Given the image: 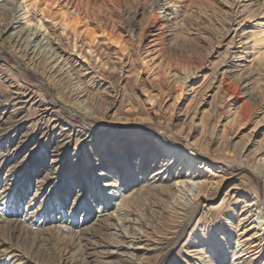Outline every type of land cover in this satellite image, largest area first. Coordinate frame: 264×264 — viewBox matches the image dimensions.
Segmentation results:
<instances>
[{"label":"rangeland","instance_id":"rangeland-1","mask_svg":"<svg viewBox=\"0 0 264 264\" xmlns=\"http://www.w3.org/2000/svg\"><path fill=\"white\" fill-rule=\"evenodd\" d=\"M139 3H131L128 13L137 8L141 12L144 1ZM0 4L1 12L6 6L5 0H0ZM169 6L190 13L188 17L193 22L189 21L183 28L189 38H197L198 51L203 50L199 54L196 52L192 59L201 61L202 57L208 62V67L188 82L177 105L174 104L179 90L176 76L177 73L180 75L181 69L180 72L172 69V75L164 81L169 80L166 85L156 82L145 70L138 79L140 87H136L133 62L128 57L123 60L126 66L122 68L115 54L103 47L102 42L94 48L93 55L86 50L83 53L86 58L78 56L77 50L72 55L63 52L59 47L63 49L67 43L62 41L63 37L61 43L58 42L60 29L44 21L50 33H39L38 40L32 44L37 45L36 51L33 49L29 57L38 65L45 66L52 83L48 77L35 72L29 61L19 62L7 49L9 36L19 35V41L24 35L23 43L31 34L28 30L32 31V27L28 29L23 25L25 11H22V5L15 2L8 7L10 16L16 11L11 16V25L0 33V264H230L231 256L225 263L221 260V252L212 249L211 243L224 237L227 240L224 250L232 255L241 248L243 241L238 242L239 235L244 241L251 235H259L255 239L251 237L249 242L258 246L260 254L250 257L252 259L247 256L244 260L245 264H264V238L261 233L254 235L258 228H253L258 212L249 206L251 199H256L264 209V179L253 172L256 158L264 159V147L258 153L255 142L246 140L253 123L239 131L228 126L234 145L245 139L247 148L243 144L238 148L242 150L244 147V157L248 162L241 168L229 166L227 173L223 170L227 179L211 198L202 202L194 199L193 191L182 190L176 185V177L188 172L184 158L189 156V151L183 148L187 146L186 140L175 137L180 141L175 155L176 167L172 166L165 174L155 177L156 170L162 168V164H168L167 146H174L176 141L159 139L158 130L151 124L133 120L137 116L145 118L151 114L144 100L145 94L151 93L159 95L158 105L154 104V108L160 117H167L176 106L178 125L185 124L184 128H188L192 119L197 125L202 118L210 123L221 115L218 128L222 131L223 124L227 123L224 117L226 102L221 88L223 70L231 66L233 71L246 74L251 84L264 89V68L259 67L257 59L264 50V44H261L264 41V0H175ZM204 11H208L210 15H206L210 17L204 15ZM36 17L41 18L34 12L33 18L37 20ZM127 17L124 19L126 23L132 14ZM190 23L192 29L188 25ZM23 28L26 29L22 31ZM52 28L57 32L54 33ZM249 34H254V37L250 39ZM39 42L42 43L38 45ZM40 46L43 48L38 54ZM55 49L60 53L58 56L62 55L57 62L56 55L48 60ZM50 50L52 53L48 55ZM231 84L238 86L235 82ZM60 85L65 93L63 98L54 88ZM162 86L165 92L159 94ZM81 90L83 93L79 94ZM75 102L81 104L80 107L83 105L89 114L74 106ZM46 109H49V115L42 114ZM263 114L264 107L260 117ZM263 125L255 140L258 143L264 142ZM211 147L209 153H214L218 143L213 142ZM119 163L124 164L127 171L120 182L117 174ZM181 164L184 169L180 168ZM76 165H79L78 170ZM206 168L197 181L207 178L215 183L219 175ZM97 174L116 177L115 187L105 188L112 179L101 178ZM153 186L156 190L167 187L166 195L150 190ZM130 199H133L132 211L127 214L130 234L122 237L121 232L114 228L116 224V228L122 229L119 216L125 213L120 210ZM217 224H223L226 230H214L212 226ZM203 234L207 237H202ZM113 244L125 247H110Z\"/></svg>","mask_w":264,"mask_h":264},{"label":"bare ground","instance_id":"bare-ground-1","mask_svg":"<svg viewBox=\"0 0 264 264\" xmlns=\"http://www.w3.org/2000/svg\"><path fill=\"white\" fill-rule=\"evenodd\" d=\"M143 1H144V4L141 8V12L139 11V8H137L132 13H128L127 9L131 5V3H133V4H135L137 2L139 3V2H141V0H17V1L15 0L17 5H18V3H20L22 5V8H23L22 11H25V13L22 15V16H24L22 20L25 21L23 23V25H26L28 27V29H30L32 27L31 30L34 31V33H32V31L28 30L29 32H31V34L29 32H27V34L28 33L29 34L25 38V41L23 43H22V40H24L23 39L24 35H23V37L21 36L22 39H20L18 41L17 38L19 37V35L14 37L12 34L7 39L10 42V45L7 46L8 47L7 49L10 50L11 55L15 56L16 59L19 60V62L25 63V61H29V64H31V66L34 67L33 70H35V72L37 71L41 75L48 77L49 81H51L53 83V81L51 80V77H49V75L46 73L47 69L45 68V66H40V64L38 65V63L35 60H33L29 57L30 54H32L30 52L33 49H34V51H36L35 49H36L37 45L32 46V44L36 43V40H38V38L40 36L39 33H41V35L50 33V32H48L49 28L47 29L46 23L44 22V21H46V22L49 21V23L51 24V27L55 24L54 26L58 27L61 31V33L59 34L60 38H58L59 39L58 42L61 43L60 39L63 37L62 41H65V43H67V45L65 44L66 47L63 46V49L61 48L62 46L59 47V49H61V51H63V52H66V53L69 52L72 55V53L73 52L75 53V51L77 50L78 56L81 55L82 58H86V56H84L83 53L86 52V50H87L88 53L93 55V53H94L93 50H96L94 48H96V46L100 42H102V44L104 45L103 47H105L108 51H111L115 54L117 62L121 63L122 68L123 67L125 68V66H126L125 63H123V60L125 58L128 57L129 61L132 60V62H133L132 65L134 66V68H133V73L132 72L131 73L136 74V79H135L136 87H140L138 84V79H139L141 72H143L145 70H148L151 73V75L155 78L156 82H159V84H161L162 82H164L166 80L167 77L172 75V69L176 68L177 69L176 71H179L181 69V72L179 71L180 75H179V73H177L178 75L176 76V74L174 73V76L177 77L176 78V84H178V87H179L178 94L176 96V100H174L175 101L174 104L177 105V103L180 101V99L183 98V93L185 91L184 89L187 88L188 82L190 80H192L193 78L197 77L200 74V72H202L206 67H208V65H207L208 62H206V60H204V59L202 60V57H201V61H196L198 59H196L194 61L192 59V57L194 55H196V52H197V54H199L198 52L203 51V50L198 51V49H197L198 46L196 45L197 44V42H196L197 38H192V39L189 38L186 35L187 32H185V30L183 28L187 25V23L189 21L193 22V20H190L188 17V16H190L189 15L190 13L188 14L187 11L180 12L176 8L170 7L169 4L173 3L175 0L174 1L173 0H143ZM15 2H14V0H5L6 6L4 5L5 6L4 9H2V11L0 12V33H3L4 30H6V28L11 25L10 24L11 16L14 13V11L17 10V7L14 6V7H16L15 8L16 10H14V11L12 10L13 13L11 12V16L8 13L9 12L8 7L13 6ZM140 4L141 3H139V5ZM139 5H138V7H139ZM0 6H2V5L0 4ZM201 10H203V9H201ZM32 11H33V13H32ZM34 12L38 13L41 18L38 19L36 17L37 20L34 19L33 18ZM205 12L206 11H204V13ZM207 12L204 15H206V14L210 15ZM214 12H213V14H214ZM131 14H132L131 20H129V22L126 23L124 21V19L128 18L127 16L131 15ZM225 14H227V13H225ZM193 15H194V13H193ZM255 16H254V18H255ZM207 17H210V16H207ZM212 17H214V16L212 15ZM249 17L252 18V16H249ZM191 19H193L192 16H191ZM196 19L194 18V20H196ZM222 20L223 19H221V21ZM172 23H173L174 29H172L173 27H171ZM215 23H216V20H215ZM191 24L192 23H190L188 25L190 26ZM47 25H49V24H47ZM221 25H223V24H221ZM189 26H188V28H189ZM190 28H191V26H190ZM216 28H218V27L216 26ZM24 29H26V28H23L22 31ZM52 29H54V28H52ZM194 29H196V28H194ZM54 31H55V29H54ZM174 31H177V32H174ZM210 31H211V29H210ZM56 32L57 31H55L54 33H56ZM199 32H200V30H199ZM199 32H197V33H199ZM220 32H221V30H220ZM216 33H217V30L214 34H216ZM220 34H222V33H220ZM49 35H51V34H49ZM238 35H240V34H238ZM33 36H35L34 39H33ZM214 36H216V35H214ZM222 36H224V35L222 34ZM64 37H65V39H64ZM199 37H200V35H199ZM201 37H203V36H201ZM253 37H254V34H251L249 36L250 39ZM215 38L216 37H214V39ZM32 39H33V41H32ZM200 39L201 38H198V41ZM208 40L206 42H208ZM80 41H82V43H79ZM199 42H198V45H199ZM41 43L39 42L38 45ZM213 43H211V44H213ZM258 43H260V41H258ZM261 44H264V41ZM195 45H196V47H195ZM254 45H255V42H254ZM201 47H202V45H201ZM204 47H206V46H204ZM207 47H209V46H207ZM212 47L213 46H211L210 48H212ZM42 48H43V46H40V48H39L40 50L37 51L38 54L41 53ZM53 49H54V47L51 46V50H53ZM100 49H101V47H100ZM51 50L47 53L48 55H49V53H52ZM204 50H206V49L204 48ZM34 51H33V53H34ZM44 52H46V50ZM210 53H209V55H210ZM59 54L60 53H58V49H55V52L52 54V56L48 60L54 59L53 57L55 55L58 56ZM173 54L176 55L177 57H175ZM204 54H208V52L204 53ZM131 55L133 56V58L131 57ZM203 56H205V55H203ZM197 57H200V56L197 55ZM60 58H62V55L58 56L56 58L55 62L59 61ZM257 59L260 63L259 67L263 66L262 68H264V50L262 52H260ZM199 60H200V58H199ZM65 66L66 65H64L62 67L61 71H63ZM122 68H121V70H122ZM233 69H234L233 67L228 66L226 68V70L225 71L223 70V72L221 74L222 80H223L221 88H222V91L224 92V94L223 93L222 94L224 95V100L226 102L225 103L226 104V106H225L226 107V111H225L226 115L224 117L227 120L226 125L224 126V124H223L222 131L220 128H218V125L221 123V121H220L222 118L221 115L216 120H214L210 123L207 122L208 120L206 121V119L202 118L200 123L197 125L195 124L196 122L194 121V119H192L188 125V128L186 127L188 129V131L186 128H184L185 127L184 123H183L184 125H182V126H180V124L178 125V122H179V121H177L178 117H176V114H175V112H176L175 107L176 106L175 107L172 106L173 109L171 108L172 110H171V112L169 111L168 116L166 115L167 117H163V118L160 117L159 116L160 113L157 114L158 112H156L155 108H154V106H155L154 104H157L156 102L159 98V95L158 94L152 95L151 93L145 94L147 96L145 97L146 99H144L145 103H147L149 106L146 109H148V111L151 114L145 118L136 115L137 117H135L133 119L134 122H136V123L142 124V123L147 122V123L151 124L153 126V128L158 130L159 136H161L159 139H162V138L166 139L167 138L169 140L176 141V144L175 145L173 144L174 146H170V147L167 146V152H168L167 157L169 160L168 164H162V168H160L159 170H156V172L154 173L153 176H155V177H159L161 174H165L167 172V170L172 166L176 167L175 155H176V153H178L177 151H178V146L180 145V141L178 139H176L175 137H179V139L184 138L186 140L187 146L185 145L186 147L183 146V148H185V150L189 151L188 154L190 157L185 156V158H184V162H185V164H187V167H188L187 168L188 172H187V174H185L182 177L180 176V174H182V173H180L179 176L176 177V181H177L176 185H179L180 189H182V190L187 188L189 191H193L194 199L195 200L197 199V200L202 201V202H206L209 198H211V196L214 195L218 191L220 184L224 180L227 179V176H226L227 174H224V173L229 169H226V168H228L229 166L241 168L242 166H246V164L248 162V161L246 162V160H248V159H246L244 157V147L242 146V148H243L242 150H240L238 148L242 144L244 145L245 139L243 138L244 140H242V143L238 142L234 145L230 139L228 126L236 127V131H239L241 129H244L247 125L253 123V129L247 134L248 137L246 138V140L248 141V143L250 141L255 142V145H257L258 149H259L258 153L260 151V148L264 147V146H262V144L264 145V142L262 143V141H261V143H258L257 141H255L257 139V136L259 135V132L261 131L262 125L264 123V114L261 117L259 115L260 113H262L263 107H264V89H260L262 87H259L258 85L251 84L250 79L248 77H246V74H244L243 72L242 73L235 72V71H233ZM262 70H264V69H262ZM67 72H69V71H67ZM168 81H166V82H168ZM166 82H164L165 85H166ZM232 82L233 83L235 82L238 86L235 87L234 84L232 86V84H231ZM77 86H78V84H77ZM164 86H162V88L160 87L159 94H164V92H165V90L163 89ZM54 88L62 95V98L65 96L64 90H63L61 85L56 86ZM82 93H83V90H81L79 92V94H82ZM79 94L77 95V98L79 97ZM165 94H168V93H165ZM160 96H161V98L164 97L162 95H160ZM84 102H85V100H84ZM73 105L76 106L78 109L82 108V106H83L82 105L80 107L81 104L79 105L78 102L73 103ZM233 106L237 107L234 112H233V109H234ZM84 108H82L83 111H84ZM86 109H89V108L86 107ZM87 112L88 111H86V112L84 111L85 114ZM42 114L49 115V109L43 110ZM87 114H89V112ZM131 121H132V119H131ZM196 134H198V136H196ZM213 142L218 143V148L214 153L213 152L209 153L210 152L209 147L212 149L211 145ZM244 146H246L245 148H247V145H244ZM156 156H158V157L160 156L159 152H157ZM154 161L156 162V160H154ZM163 162H164V160H163ZM154 165H155V163H154ZM181 165H179L180 168L184 169L183 165L182 166ZM76 166L77 167L75 169L78 170L79 165H76ZM125 168L126 167L124 164H122V163L118 164L117 174H119L118 177H120L118 182H120L124 179L125 172H127V171H125ZM177 168H179L178 165H177ZM205 168L209 172L215 171L214 175H219V176H216L218 178V180L215 183H211L207 178L202 179V180L198 179L199 181H197V177H199L200 174L204 175ZM223 170L225 172H223ZM253 172L256 175H260V176L262 175V177L264 179V159H262V157H260V159L256 158ZM97 175H100L101 178L109 177L112 179L106 183V185L104 186L105 188L115 187L114 180L116 179V177H114V176L112 177V176H110V174H107V175L106 174H97ZM182 178H184V180H182ZM202 178H204V177H202ZM147 179H150V178L148 177ZM160 179H159V181H160ZM108 183H110V184H108ZM151 185H152V182H151ZM153 185H155V184H153ZM153 187L154 188H150V190L158 192L159 194H165V192L167 190V187L162 188V189H157V190H156L155 186H153ZM255 198H257V197H255ZM132 200L133 199H130V201H127L126 202L127 204L124 202L126 205L124 204V206L120 210V211H123L125 213V214H121L119 216L120 217L119 221H122V226H120V225L119 226L122 229L116 228V224H115L114 229L117 231H120L122 237L129 236V234H130L129 230H128L129 227L127 226V224L130 222V220H128L129 215H127V214H130L132 211V208H133V205L131 204ZM135 201H136V199H135ZM98 202H99V199L97 200V203ZM249 206L255 207L256 208L255 211L258 212L257 215L255 214L257 216V219L254 218L256 227L255 226L253 227L255 229L258 228V232L256 234L254 233V235L261 233L263 238H264V209L262 208L263 204H261L260 201H258L256 199H251ZM252 210H254V209H252ZM253 216H254V213H253ZM257 220H258V222H257ZM14 223H15V221H14ZM135 223H137V222H135ZM102 225H104V224H102ZM212 227L214 228V230H221L223 232L226 230V228L223 227V224H221V225L217 224V225H214ZM11 228L14 229V227H11ZM98 231H100V230H98ZM204 231H206V229ZM5 233H7V232H5ZM102 233H105V232H102ZM98 237H97V239H98ZM202 237H207V234L206 235L203 234ZM240 237L241 236L239 235L238 242L240 243L241 241H243L242 242L243 244L241 243V248L239 250H236L235 253L232 255L224 250L225 249L224 244L227 241V240L225 241L224 237H220L218 240L211 243V245L213 247L212 249H218V251L221 252L220 253L221 260L224 261L225 263L228 260V256H231V257H229V259L232 260L230 262V264L236 263V262H237V264H245L246 263L245 258L247 256H249L247 258H250L252 256L257 257L260 254L258 246L255 244L253 245L252 243L249 242L252 238L255 239V237H259V235L253 236V237L251 235L252 238L249 236L245 241H244V238H240ZM94 238H96V236ZM80 240H81V238H80ZM80 242H82V241H80ZM94 243H95V241H94ZM86 244H88V243H86ZM115 244L110 245V247L111 246L119 247V248L125 247L124 245L121 246L118 244L119 245L118 246ZM39 246H40V244H39ZM127 248L131 249L130 246H128ZM79 250H81V249H79ZM46 251H47V249H46ZM48 252H50V251H48ZM215 252H217V251H215ZM113 255H114V253H113ZM90 256H92V255H90ZM85 258L87 260V257H85ZM250 259H252V258H250ZM247 261H248V259H247Z\"/></svg>","mask_w":264,"mask_h":264}]
</instances>
